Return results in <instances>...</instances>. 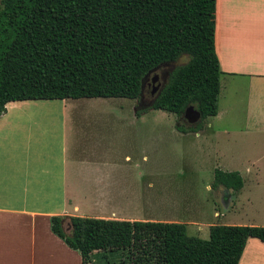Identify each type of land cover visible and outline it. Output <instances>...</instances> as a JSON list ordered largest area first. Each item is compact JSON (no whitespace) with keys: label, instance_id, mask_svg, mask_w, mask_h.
<instances>
[{"label":"trees","instance_id":"1","mask_svg":"<svg viewBox=\"0 0 264 264\" xmlns=\"http://www.w3.org/2000/svg\"><path fill=\"white\" fill-rule=\"evenodd\" d=\"M215 12L216 0H0V116L19 100H139L149 74L187 56L136 114L182 116L194 105L201 119L178 129L198 132L218 113ZM243 184L238 171L215 170L213 188ZM50 224L82 264L115 253L124 264H238L249 238L264 243L263 225L211 224L203 239L184 222L53 215Z\"/></svg>","mask_w":264,"mask_h":264},{"label":"crops","instance_id":"2","mask_svg":"<svg viewBox=\"0 0 264 264\" xmlns=\"http://www.w3.org/2000/svg\"><path fill=\"white\" fill-rule=\"evenodd\" d=\"M215 50L222 74L213 118L236 109V96L248 118L249 147L264 149V0H216ZM53 100L11 101L0 116V264H82L80 253L52 232L53 215L154 221L157 213L160 167L150 164L148 146L128 144L120 129L82 134L84 148L76 141L68 148L67 99H59L58 133L43 122L46 111L37 112L40 123L29 114L51 109ZM219 133L229 130L204 129L203 143L217 144ZM260 163L249 158L247 167ZM238 264H264V243L249 238Z\"/></svg>","mask_w":264,"mask_h":264},{"label":"rangeland","instance_id":"3","mask_svg":"<svg viewBox=\"0 0 264 264\" xmlns=\"http://www.w3.org/2000/svg\"><path fill=\"white\" fill-rule=\"evenodd\" d=\"M186 61L187 56H182L165 66L163 71L168 72ZM235 97L231 102H235L236 109L226 107L228 112L220 120L209 117L198 132L180 131L179 127L194 124H189L183 115L165 110L149 109L136 116L137 110L150 105L151 100L147 98L67 99L62 102L66 112L67 147L71 148L76 141L84 148L82 141L78 142L82 134L115 135L116 131L126 129L128 144L148 146L147 155L153 158H150V164L159 163V202L154 210L156 215L150 217L154 221L184 222L188 235L203 239L209 238L211 224L264 226V149L249 147L248 118ZM53 101L56 102L51 109L37 106L28 110L36 123L43 120L38 119L37 112L46 111L49 116L43 122L47 129L58 133L61 102L59 99ZM226 104L229 103L223 101L222 107ZM208 123L213 126L210 128ZM217 128H227L229 134H217L219 141L213 146L203 143V130ZM249 158L257 161L260 158L261 167L248 168ZM216 169L238 171L243 178V187L238 191L213 188ZM123 258L120 253L108 254L106 260L100 254L94 256L99 264H124Z\"/></svg>","mask_w":264,"mask_h":264},{"label":"flooded vegetation","instance_id":"4","mask_svg":"<svg viewBox=\"0 0 264 264\" xmlns=\"http://www.w3.org/2000/svg\"><path fill=\"white\" fill-rule=\"evenodd\" d=\"M168 64L170 63L162 65L147 76V78L144 80L143 91L139 98L140 100L147 98L148 100H151L152 103L157 97L158 93L167 81L169 72L171 71H163V68L168 66Z\"/></svg>","mask_w":264,"mask_h":264},{"label":"water","instance_id":"5","mask_svg":"<svg viewBox=\"0 0 264 264\" xmlns=\"http://www.w3.org/2000/svg\"><path fill=\"white\" fill-rule=\"evenodd\" d=\"M184 118L188 121L189 124H195L201 119L200 112L194 107V105H189L185 108L183 112ZM70 228V225H68ZM68 228V229H69Z\"/></svg>","mask_w":264,"mask_h":264}]
</instances>
